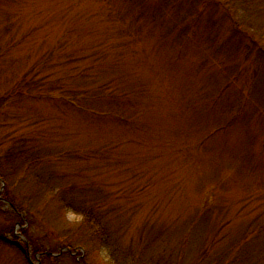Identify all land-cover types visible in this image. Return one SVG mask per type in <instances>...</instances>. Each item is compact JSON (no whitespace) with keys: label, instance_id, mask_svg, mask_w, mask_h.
<instances>
[{"label":"rangeland","instance_id":"374dc122","mask_svg":"<svg viewBox=\"0 0 264 264\" xmlns=\"http://www.w3.org/2000/svg\"><path fill=\"white\" fill-rule=\"evenodd\" d=\"M0 264H264V0H0Z\"/></svg>","mask_w":264,"mask_h":264},{"label":"trees","instance_id":"16d2710c","mask_svg":"<svg viewBox=\"0 0 264 264\" xmlns=\"http://www.w3.org/2000/svg\"><path fill=\"white\" fill-rule=\"evenodd\" d=\"M22 216V215H20ZM22 219H23V228L21 229V232L22 233H25L26 234V231L28 230L27 229V222L28 219H25L23 216H22ZM84 222V225H87L88 227H90L91 229H93V237L99 241L102 246H105V245H109L110 242H112V238H111V232H110V228L108 226V224L106 222L103 221L102 217L100 215H98L94 210H91V209H87L83 212V220ZM13 235L15 236L16 239H13V240H8L7 242L10 243V245L16 247V248H19L21 247V242H19V237L16 236V234L13 232ZM18 238V239H17ZM25 244L28 245V244H31V240L29 238H27V242L25 241ZM20 249V248H19ZM40 250H35V253H39ZM42 253V252H40ZM45 254V258L46 259H49V258H53L55 257L54 253H43V255ZM82 255V252H80L78 254V256L74 257L75 259H77L78 257H80ZM83 260V258H81Z\"/></svg>","mask_w":264,"mask_h":264}]
</instances>
